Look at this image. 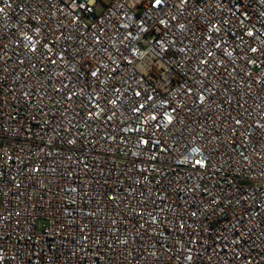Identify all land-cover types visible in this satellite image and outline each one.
Returning <instances> with one entry per match:
<instances>
[{
  "label": "built area",
  "instance_id": "built-area-1",
  "mask_svg": "<svg viewBox=\"0 0 264 264\" xmlns=\"http://www.w3.org/2000/svg\"><path fill=\"white\" fill-rule=\"evenodd\" d=\"M154 3L0 0V264H264V0Z\"/></svg>",
  "mask_w": 264,
  "mask_h": 264
},
{
  "label": "snow or ice",
  "instance_id": "snow-or-ice-1",
  "mask_svg": "<svg viewBox=\"0 0 264 264\" xmlns=\"http://www.w3.org/2000/svg\"><path fill=\"white\" fill-rule=\"evenodd\" d=\"M184 2H186V0H184ZM162 4V0H155V3L153 4V7H159ZM3 9L0 8V12H2ZM29 39H31V37H29ZM255 51V49H254ZM96 73H93V75H95ZM141 107H143V105H141ZM155 118V117H154ZM143 143H147V141H142ZM197 163L199 164L200 161H197Z\"/></svg>",
  "mask_w": 264,
  "mask_h": 264
}]
</instances>
